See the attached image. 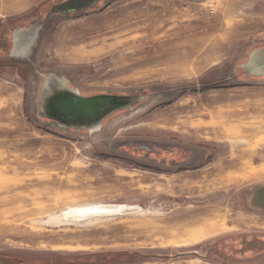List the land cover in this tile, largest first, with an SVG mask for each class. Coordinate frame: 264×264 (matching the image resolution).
I'll return each mask as SVG.
<instances>
[{
	"label": "rangeland",
	"instance_id": "1",
	"mask_svg": "<svg viewBox=\"0 0 264 264\" xmlns=\"http://www.w3.org/2000/svg\"><path fill=\"white\" fill-rule=\"evenodd\" d=\"M64 2L0 0V264H264V0H99L47 21ZM44 20L23 59L15 33ZM51 75L144 97L69 128L39 115ZM101 205L126 209L75 212Z\"/></svg>",
	"mask_w": 264,
	"mask_h": 264
},
{
	"label": "water",
	"instance_id": "2",
	"mask_svg": "<svg viewBox=\"0 0 264 264\" xmlns=\"http://www.w3.org/2000/svg\"><path fill=\"white\" fill-rule=\"evenodd\" d=\"M99 0H66L57 4L47 14L50 18L55 12H72L86 7H92ZM40 21L27 29H20L15 33L14 46L17 45L20 37L36 38L40 28L44 24ZM252 66L264 65V50L254 52L250 58ZM257 64V65H255ZM39 115L59 122L69 128H95L111 114L132 108L136 102L143 99L144 95H118V94H96L93 96L82 95L81 93L67 87L66 83L57 76H49L40 93ZM264 191V186L255 189L252 201L258 208H264V203H258V191Z\"/></svg>",
	"mask_w": 264,
	"mask_h": 264
},
{
	"label": "bare ground",
	"instance_id": "3",
	"mask_svg": "<svg viewBox=\"0 0 264 264\" xmlns=\"http://www.w3.org/2000/svg\"><path fill=\"white\" fill-rule=\"evenodd\" d=\"M125 209L126 208L124 206H120V205H114V206L101 205V206H97V207H88L85 209H79V210H76L75 212L81 216H88L89 214L113 213L114 211L117 212V211H122Z\"/></svg>",
	"mask_w": 264,
	"mask_h": 264
},
{
	"label": "flooded vegetation",
	"instance_id": "4",
	"mask_svg": "<svg viewBox=\"0 0 264 264\" xmlns=\"http://www.w3.org/2000/svg\"><path fill=\"white\" fill-rule=\"evenodd\" d=\"M44 19V18H43ZM51 19V18H50ZM50 19H48L47 21H49ZM46 21V22H47ZM20 29H23V28H20ZM39 33L37 34V37H38ZM36 38H33V37H20V39H18L19 41L17 42V52L19 53V55L23 58V59H27V56H26V53L28 52V49L30 46H32L33 42L35 41ZM25 46V47H24ZM23 48V49H22ZM22 49V50H21ZM259 70H262V72H264V68L262 67L261 69ZM49 120H52L49 118ZM54 121V120H52ZM57 122V121H55ZM58 123V122H57ZM75 129H78V130H84L83 128H75Z\"/></svg>",
	"mask_w": 264,
	"mask_h": 264
}]
</instances>
